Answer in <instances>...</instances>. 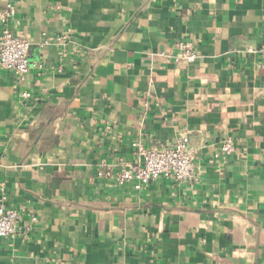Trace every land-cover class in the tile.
Returning a JSON list of instances; mask_svg holds the SVG:
<instances>
[{"label":"crops","instance_id":"1","mask_svg":"<svg viewBox=\"0 0 264 264\" xmlns=\"http://www.w3.org/2000/svg\"><path fill=\"white\" fill-rule=\"evenodd\" d=\"M7 5L29 69L0 68V182L23 210L0 264H264V0ZM178 41L193 64L172 60ZM184 135L193 184L136 190L97 174L137 164L133 142ZM227 136L234 150L214 158Z\"/></svg>","mask_w":264,"mask_h":264},{"label":"built area","instance_id":"2","mask_svg":"<svg viewBox=\"0 0 264 264\" xmlns=\"http://www.w3.org/2000/svg\"><path fill=\"white\" fill-rule=\"evenodd\" d=\"M13 10L10 5L0 12L2 28L0 32V68L12 71L19 79H23L29 69L28 47L26 39L14 35L6 27L7 19L12 16ZM264 28V24H263ZM65 35L47 36L43 35L41 46L62 43ZM174 53L171 58L175 63L193 64L198 57L197 50L189 41H178L174 44ZM161 57H167L165 51L158 53ZM23 98L29 97L28 92L22 93ZM140 157L137 164H130L119 171L113 169L98 170L97 174L103 178L114 180L118 184H131L136 190H140L151 181L163 177L172 180L176 184L195 183L199 180L200 166L196 164L197 149L189 143L187 136H179L172 143L161 144L149 149L143 148L139 143L133 142ZM234 140L227 136L220 148L213 153L217 158L221 155L230 154L234 150ZM23 210L11 206L4 187L0 182V237L14 238L21 226ZM30 223L25 225V231L30 230L31 224L37 217L30 214Z\"/></svg>","mask_w":264,"mask_h":264}]
</instances>
